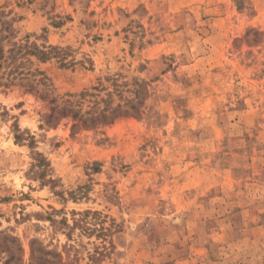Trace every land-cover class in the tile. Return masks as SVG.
<instances>
[{
    "label": "rangeland",
    "instance_id": "1",
    "mask_svg": "<svg viewBox=\"0 0 264 264\" xmlns=\"http://www.w3.org/2000/svg\"><path fill=\"white\" fill-rule=\"evenodd\" d=\"M0 12L75 63L32 59L36 91L0 84V264H31L34 240L56 263L264 264V0ZM67 101L114 119L51 117Z\"/></svg>",
    "mask_w": 264,
    "mask_h": 264
},
{
    "label": "trees",
    "instance_id": "2",
    "mask_svg": "<svg viewBox=\"0 0 264 264\" xmlns=\"http://www.w3.org/2000/svg\"><path fill=\"white\" fill-rule=\"evenodd\" d=\"M0 14H4L0 12ZM15 32L12 28L0 25V84L20 85L36 91V87L40 83H45L48 78H37L43 73L39 70H32L33 60L46 62L58 59L60 66L63 68L73 67L75 65L73 60L69 59L67 49L57 46H43L39 47L34 42H30V35H26L22 40H16ZM29 66V67H26ZM43 98H48V95H41ZM52 99L51 103H55ZM119 110L115 108L113 114ZM80 110H76L75 105L71 101H67L63 107L54 106L52 108L51 117L64 118L72 116L73 118L83 119ZM111 114V115H113ZM109 119V120H108ZM114 117L108 118L106 110L100 111L92 115L89 119L82 120L83 126H87V122L91 121L92 125L98 123H111ZM30 250L31 264H70L59 261L56 263V257L46 247H42L36 241H32Z\"/></svg>",
    "mask_w": 264,
    "mask_h": 264
}]
</instances>
